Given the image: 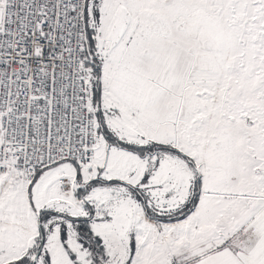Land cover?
<instances>
[{
  "label": "snow or ice",
  "instance_id": "6c2138e0",
  "mask_svg": "<svg viewBox=\"0 0 264 264\" xmlns=\"http://www.w3.org/2000/svg\"><path fill=\"white\" fill-rule=\"evenodd\" d=\"M0 264H264V0H0Z\"/></svg>",
  "mask_w": 264,
  "mask_h": 264
}]
</instances>
